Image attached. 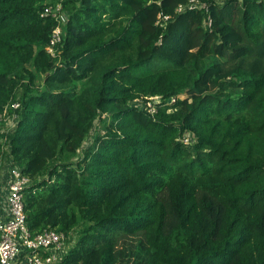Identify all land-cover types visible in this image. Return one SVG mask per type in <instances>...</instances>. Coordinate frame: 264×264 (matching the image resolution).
<instances>
[{
  "label": "trees",
  "instance_id": "1",
  "mask_svg": "<svg viewBox=\"0 0 264 264\" xmlns=\"http://www.w3.org/2000/svg\"><path fill=\"white\" fill-rule=\"evenodd\" d=\"M188 1L0 0V114L58 264H264V0Z\"/></svg>",
  "mask_w": 264,
  "mask_h": 264
},
{
  "label": "built area",
  "instance_id": "2",
  "mask_svg": "<svg viewBox=\"0 0 264 264\" xmlns=\"http://www.w3.org/2000/svg\"><path fill=\"white\" fill-rule=\"evenodd\" d=\"M195 0H189L187 4L180 5L176 12L186 8H203ZM42 16H52L58 26L52 32L49 45L46 50L53 55L54 48L61 41L60 21H65V13L62 11L61 2L47 4ZM159 18V17H158ZM168 17H163L166 20ZM163 25V24H161ZM170 99L168 102H173ZM160 97L148 98L145 103L147 112H155L156 103ZM143 105L141 101L136 102ZM144 106V105H143ZM19 109V102H14L3 109L0 114V122L3 123L2 156L0 168V264H58L66 253V236L53 229H44L39 233H32L26 223L24 211V191L31 185L29 177L23 175L21 169L16 166L10 155V145L7 144V135H10L16 127L18 117L9 110ZM188 144L192 142L191 135L182 140Z\"/></svg>",
  "mask_w": 264,
  "mask_h": 264
},
{
  "label": "rangeland",
  "instance_id": "3",
  "mask_svg": "<svg viewBox=\"0 0 264 264\" xmlns=\"http://www.w3.org/2000/svg\"><path fill=\"white\" fill-rule=\"evenodd\" d=\"M65 21H66V19H65ZM78 86V88H79V84L77 85ZM103 118V117H102ZM99 127V123L96 121L95 122V124H94V126H93V128H92V130L90 131V134H89V136H88V138L84 141V143H83V147L84 148H86L89 144H90V142H91V140H92V137L94 136V134H95V132H96V130H97V128ZM190 136V135H189ZM192 137V136H191ZM80 157V154L79 155H76V157L73 159V161H75V160H77L78 158ZM73 243L74 242H71L70 244H66V246H65V249L66 250H68V248L71 246V245H73Z\"/></svg>",
  "mask_w": 264,
  "mask_h": 264
}]
</instances>
